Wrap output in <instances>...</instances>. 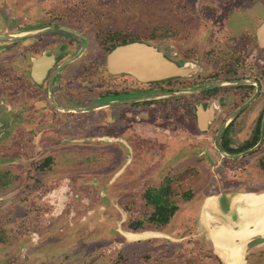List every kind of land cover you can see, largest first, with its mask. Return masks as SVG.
Listing matches in <instances>:
<instances>
[{"label":"rangeland","instance_id":"rangeland-1","mask_svg":"<svg viewBox=\"0 0 264 264\" xmlns=\"http://www.w3.org/2000/svg\"><path fill=\"white\" fill-rule=\"evenodd\" d=\"M31 1L35 12L44 10L40 7V0ZM246 1L44 0L43 4L49 10L60 8L62 17L57 18L59 21L43 18L35 22L39 25L62 22L88 41L83 55L70 64L66 72V77L84 75L81 84L85 95L102 90L104 81H109L105 57L113 43L110 40L113 35L130 37L132 41L157 48L164 57L179 63V67L190 66L189 73L175 77L178 82H169L168 87L173 89L178 83L179 91H193L207 86V40L210 37L223 39L224 32L220 27L228 28L225 27L226 21L232 22L230 26L233 27L226 29L228 37L241 36L247 23L250 27L257 23L252 21L255 22L252 25L243 18L247 11L239 10L237 5L246 4ZM254 2L264 6V0ZM55 12L54 16L60 15ZM259 13L264 15V11ZM207 23H212L214 30L211 31ZM75 51L74 46L68 50L67 56H72ZM87 78L93 82L90 88ZM106 86L107 83L103 87ZM194 95L178 98L180 102L188 103L194 99L189 96ZM173 99L163 100L171 103ZM93 116L86 112L80 116L85 131L83 142L76 138L73 141V137L59 142L56 134L52 138L54 142L50 143L51 138L46 140L44 137L42 125L18 127L20 135L13 136L15 140L10 146L16 158H4L2 164L7 165L0 166V264H204L199 256L198 240L187 239L188 233L182 226V219L190 214L186 199L196 197L201 185L209 179L201 160L183 161L187 153L182 150L180 163H194L195 170L182 172L184 168L170 164L167 172L161 169L160 173L151 175L163 180L161 183H173L164 198L176 206L166 204L165 212L168 214L177 207L166 226L154 224L150 220L153 217L161 219L162 211L157 210L152 200L144 198L143 183L134 185L149 178L142 175L138 180L134 179L133 185H122L133 180L131 175L135 172L136 160L127 170V177L115 173L123 160L110 151L99 155L94 150L101 147L108 151L111 147L107 138H91ZM72 121L67 124L71 135L78 127L76 123L70 124ZM51 129L53 136L54 131L60 132L59 126L53 123ZM179 134L181 138H187L181 131ZM81 149L85 150L83 155ZM154 155L147 157L143 169L151 165L150 169L154 170L159 165L160 159L152 158ZM15 160H18L15 165L8 164ZM154 182L157 185L158 181ZM156 193L158 191L150 197L162 201L163 195L160 198ZM134 225L140 229L133 230ZM145 232L159 233L164 237L136 241L125 236Z\"/></svg>","mask_w":264,"mask_h":264},{"label":"flooded vegetation","instance_id":"flooded-vegetation-1","mask_svg":"<svg viewBox=\"0 0 264 264\" xmlns=\"http://www.w3.org/2000/svg\"><path fill=\"white\" fill-rule=\"evenodd\" d=\"M40 1V7L44 10L35 12L31 0H0V166L7 165L2 164L4 158H16L10 146L15 140L13 136L20 135L19 126L42 125L44 137L46 140L50 137V143L54 142L52 138L56 134L59 136V142L69 141L70 137L74 138L73 141L76 138L83 142L85 131L80 116L85 112L95 116L92 118L94 129L91 131V138L109 140L108 146L111 148L108 151L102 150L101 147L94 149L99 155L116 150L118 157L136 160L135 172L131 175L133 180L125 179L127 182L122 184L126 187L133 185L134 179L138 180L146 172L143 171V166L147 164V157L154 154L152 158L156 156L162 160L165 157L171 159V162H163L159 172L161 169L167 172L170 164H174L176 168H184L182 172H191L197 168L194 163L186 165L180 162L201 160L209 179L201 185L196 197L186 199L190 214H186L182 219L183 231L188 233L187 239L198 240L199 256L206 264H222L220 259L207 249L205 239L198 234L196 203L203 198L212 197L215 200L221 199L223 206H226V198L232 194L264 191V47L258 39L259 27L264 22V15L259 11L263 12L264 6L260 7V3L254 0H247L246 4L242 5L239 3V10L247 11L246 17L243 18L248 19L252 25L257 23L251 27L247 23L241 36L228 37L227 30L233 27L230 26L232 22L226 21L225 27H229H220L224 38L218 39L219 43L216 38L210 37L207 40V91L189 96L194 99L188 103L180 102L179 98L173 99L171 103L165 100L130 103L128 101L133 98L154 93H169V90L178 92V83L173 89L168 87L169 82H178V79L173 77L144 83L127 74H111L106 66L109 81H104L103 86L106 83L107 86H101L100 91L92 89V95H85L84 86L81 84L84 78L82 73L77 74L75 78L66 77L70 64L76 61L60 67L80 51L83 46L82 38L65 30L31 35L32 31L48 27L68 29L62 22L37 24L35 21L39 19L58 20L57 18L62 17L60 8L49 10L43 4L44 0ZM53 11L60 15L54 16ZM258 18L260 20H257ZM238 22L240 24L241 20ZM211 25L212 23H207V27L212 31L214 29ZM23 33L30 34L21 36ZM78 34L85 39L81 33ZM129 38L111 36L113 43L106 55L117 46L132 43ZM74 46V54L67 56L68 50ZM87 47L86 40L84 51ZM157 53L167 59L161 52ZM173 63L180 66L179 63ZM86 80L88 88L93 86L89 78ZM112 102L120 104L108 105ZM69 121H72L70 124L76 123L78 126L75 134L68 132ZM52 123L60 128L59 133L54 131V136ZM178 131L186 134L187 138H181ZM182 150H186L187 154L180 161ZM80 151L81 155L85 152L82 149ZM18 153L19 151L17 156ZM140 157L144 159L139 160ZM17 161L8 164L15 165ZM131 164L127 166L122 178L127 177V169ZM161 182L163 180L144 189L146 200L150 201L152 193L158 191L156 195L160 198L163 195L160 204H169L164 197L173 183ZM142 183V186L147 185L143 181L134 185L140 186ZM163 205L156 206L157 210L161 212ZM176 211L177 207L171 216ZM169 220L170 218L162 226H166ZM136 227L134 225L131 228L140 229L139 226ZM246 262L264 264V247L249 251Z\"/></svg>","mask_w":264,"mask_h":264},{"label":"water","instance_id":"water-1","mask_svg":"<svg viewBox=\"0 0 264 264\" xmlns=\"http://www.w3.org/2000/svg\"><path fill=\"white\" fill-rule=\"evenodd\" d=\"M53 30H65L83 40V46L80 51L60 67H63L76 60L86 47V40L77 32L63 29L61 27H48L36 31H32L31 35L42 34ZM30 33H23L21 36H27ZM258 39L261 46L264 47V22L258 30ZM106 64L111 74H127L135 78L139 82H154L170 79L176 76H183L189 73L191 67H178L173 62L163 58L157 51L144 44L132 42L126 45L117 46L110 51L106 57ZM59 67V68H60ZM207 91V86L193 91H179L169 93H159L140 98H133L128 102L154 101L166 98H178L188 95H194ZM120 104V102H112L108 105ZM233 209L230 208L226 213H220L217 209L216 213H208L207 224H209L211 240L214 248H228L230 251L240 253L243 248L257 240L264 241V193L255 195L249 194L240 197H233ZM238 199V200H237ZM218 215L221 216L218 217ZM129 240H140L149 237H164L159 233L145 232L137 235L125 234ZM135 236V237H131ZM223 244V245H221Z\"/></svg>","mask_w":264,"mask_h":264},{"label":"crops","instance_id":"crops-1","mask_svg":"<svg viewBox=\"0 0 264 264\" xmlns=\"http://www.w3.org/2000/svg\"><path fill=\"white\" fill-rule=\"evenodd\" d=\"M114 156H116V150L112 152ZM169 153V152H168ZM173 153V152H172ZM166 159V161H165ZM122 165L120 167V169H116L115 171L120 174L123 175V173L125 172L126 168L128 165H130L132 162L134 163V160L132 161V158H129L126 160V158H122ZM160 159V164L157 165V167L152 170L150 169V166H147V168L145 167V169H143V171H146L143 175L147 177V181H144L145 183H147V185L145 184L143 187V189L147 188V187H151L154 184H152V182L154 181H160V179H157V177L153 178V176L151 177L152 174H158L159 172V168L162 166L163 162H171L170 157H165L163 158V160ZM168 162V163H169ZM121 163V162H120ZM133 163L131 164V166L127 169L129 170ZM119 165V164H118ZM116 165V166H118ZM136 166H133V169ZM148 168L151 170L149 171ZM150 179H152V181H150ZM151 184V185H150ZM202 189V188H201ZM263 192H259V193H236V194H232L231 196H227V202L228 204L226 206H223V203L221 201V199L219 200H215L212 197H208V198H203L198 204L196 203V207H197V230H198V234L200 237L205 239V244L207 246V249H209L214 255H216L222 264H247L246 262V255L249 251L253 250V249H257V248H261L264 247V241L262 240H257L255 242L250 243L249 245H247L245 248H243V250L240 253H236L235 251H230V249H222V248H214L213 244L211 242V240L209 239V235H210V230H209V224H207V215H209L208 213L210 212L212 213H216L217 209L219 210L220 213H226L227 211L230 210V208L233 209L234 206V199L236 198H231L233 197V195H235V197H240V196H244V195H249V194H255V195H259L262 194ZM202 196V195H201ZM238 200V199H237ZM218 217L221 218L220 215H218ZM223 245V244H221ZM206 264V263H204Z\"/></svg>","mask_w":264,"mask_h":264},{"label":"trees","instance_id":"trees-1","mask_svg":"<svg viewBox=\"0 0 264 264\" xmlns=\"http://www.w3.org/2000/svg\"><path fill=\"white\" fill-rule=\"evenodd\" d=\"M131 42H134V41H132V40H130ZM150 200H152V202H153V204L155 205V206H162L160 203V199L158 198V197H150ZM163 207H164V209L162 210V212H161V214H163L162 215V218L161 219H154V217L150 220L152 223H154V224H158V225H164V224H166L167 223V221H168V219H169V217L172 215V213L174 212V210H175V207L173 208V209H171V212H168V214L165 212V210H166V204L165 205H163Z\"/></svg>","mask_w":264,"mask_h":264},{"label":"bare ground","instance_id":"bare-ground-1","mask_svg":"<svg viewBox=\"0 0 264 264\" xmlns=\"http://www.w3.org/2000/svg\"><path fill=\"white\" fill-rule=\"evenodd\" d=\"M162 46H163V45H162ZM162 46H161V47H162ZM165 46H166V44H165ZM131 237H135V236H131Z\"/></svg>","mask_w":264,"mask_h":264}]
</instances>
